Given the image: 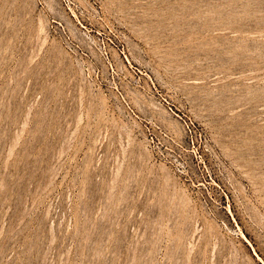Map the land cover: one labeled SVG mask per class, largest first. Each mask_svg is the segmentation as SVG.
Segmentation results:
<instances>
[{
    "label": "rangeland",
    "instance_id": "obj_1",
    "mask_svg": "<svg viewBox=\"0 0 264 264\" xmlns=\"http://www.w3.org/2000/svg\"><path fill=\"white\" fill-rule=\"evenodd\" d=\"M0 264H264V0H0Z\"/></svg>",
    "mask_w": 264,
    "mask_h": 264
}]
</instances>
